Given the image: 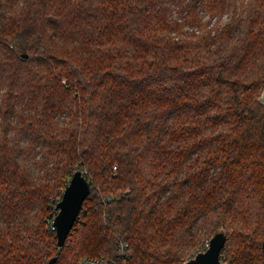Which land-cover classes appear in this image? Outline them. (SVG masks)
Here are the masks:
<instances>
[{"label":"trees","instance_id":"obj_1","mask_svg":"<svg viewBox=\"0 0 264 264\" xmlns=\"http://www.w3.org/2000/svg\"><path fill=\"white\" fill-rule=\"evenodd\" d=\"M263 89L264 0H0V264H264Z\"/></svg>","mask_w":264,"mask_h":264},{"label":"water","instance_id":"obj_2","mask_svg":"<svg viewBox=\"0 0 264 264\" xmlns=\"http://www.w3.org/2000/svg\"><path fill=\"white\" fill-rule=\"evenodd\" d=\"M261 101L264 103V89L261 94ZM91 193L90 183L82 170H77L69 184L65 188L61 200L57 204L58 214L54 219L58 246L62 248L83 207L86 198ZM228 240L227 232L224 229L216 231L209 240V246L206 250L199 252L183 264H228L221 259V253ZM264 256V240L262 243ZM48 264H55V260Z\"/></svg>","mask_w":264,"mask_h":264},{"label":"built area","instance_id":"obj_3","mask_svg":"<svg viewBox=\"0 0 264 264\" xmlns=\"http://www.w3.org/2000/svg\"><path fill=\"white\" fill-rule=\"evenodd\" d=\"M58 202H57V204H58ZM57 204H56V209H57ZM57 211H58V209H57ZM51 226H52L53 229L56 230L55 225H54V220L51 222ZM208 246H209V241H208V243H206V249L208 248ZM125 247L126 246L123 245V244H121V246H120V255H121V257L126 256ZM118 263H119V260L113 259V258H109V257L85 258V259H83L81 261V264H118Z\"/></svg>","mask_w":264,"mask_h":264},{"label":"rangeland","instance_id":"obj_4","mask_svg":"<svg viewBox=\"0 0 264 264\" xmlns=\"http://www.w3.org/2000/svg\"><path fill=\"white\" fill-rule=\"evenodd\" d=\"M80 170H81V169H80ZM66 187H67V186H66ZM64 190H65V189H64ZM63 192H64V191H63ZM62 195H63V194H62ZM209 240H210V237H209ZM209 240H206L205 243H206L207 241H209Z\"/></svg>","mask_w":264,"mask_h":264}]
</instances>
